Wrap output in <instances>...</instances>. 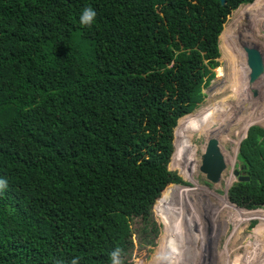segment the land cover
<instances>
[{
  "label": "trees",
  "instance_id": "16d2710c",
  "mask_svg": "<svg viewBox=\"0 0 264 264\" xmlns=\"http://www.w3.org/2000/svg\"><path fill=\"white\" fill-rule=\"evenodd\" d=\"M254 1L0 0V264H111L116 248L124 264L148 222L154 247L199 231L197 218L186 222L196 186L181 117L221 69L231 12ZM86 7L96 12L89 26ZM224 42L226 68L239 50ZM177 121L173 170L191 188L167 171ZM237 160L249 181L231 186L229 202L264 209L263 129L249 128Z\"/></svg>",
  "mask_w": 264,
  "mask_h": 264
},
{
  "label": "rangeland",
  "instance_id": "374dc122",
  "mask_svg": "<svg viewBox=\"0 0 264 264\" xmlns=\"http://www.w3.org/2000/svg\"><path fill=\"white\" fill-rule=\"evenodd\" d=\"M248 6L251 5H241L236 11L231 12L230 16L228 17L225 24L226 27L219 39L220 59L218 62L221 69L218 70V68L215 70L214 77L210 81L209 85L202 89L201 93L204 95V100L202 103L190 112V115L187 116L186 121L180 126L183 145L189 150V181H191V183L196 186L192 191L206 192L208 190H212L211 192H213L217 198L224 196V183L220 182V189H213L214 186L212 183L207 181L206 178H201V174L198 172L197 167L199 156L205 153L206 147L210 140L215 141L218 155L224 162V169L221 173V179H219V181L223 179L226 180L230 176L228 180V185L230 186L231 183L236 181L232 175V172L239 168V163L237 162L238 143L243 139L245 135L244 131L247 130L250 125L255 124L254 122H256L257 118H262L264 116V109H260L259 117L257 116L256 111H250V109H248L244 112L245 107H247V105L249 106L250 104L244 102V98L247 97V92L242 93L241 91L237 93L234 101L231 102L232 104L229 103V105H231L230 109L226 112L224 111L225 103L223 100L225 99V101H228L230 100V96L234 95L232 89H227V85L229 82L236 83L237 80H239L241 74V72H239L237 69L230 68L236 61H238L240 66L245 64L244 58L242 59V62L240 59V61L237 60L238 56L241 53L243 54L239 45H237V42L239 41L242 44L258 47L264 52V16L255 17L254 14L248 16L246 15L244 9L239 10L241 7L244 8ZM259 11L264 12L261 11V9H259ZM238 16L240 21L237 25L238 28L235 29V34L237 31L239 38H235L232 49L239 50V53L236 52L237 57L235 58L237 59L232 60V63L229 62L228 66L225 68V59L224 55H222L223 51L221 52L220 50L221 37L226 31L227 27L232 23L233 18H237ZM255 25L262 26V28L255 29ZM227 33L228 32H226V34ZM217 70L222 72L225 71L224 73H226V70L230 71L228 74H225L222 78H220ZM235 78L236 80H233ZM263 82L264 79L260 82L262 86L261 98L263 97L261 107H264ZM226 89L227 92L224 93ZM257 105V101L251 104V106ZM253 116L254 118L252 121H250ZM253 120L255 121L253 122ZM259 124L264 126V123ZM177 127L178 122L173 130V154L175 150V130ZM222 144L225 145L222 147V155H220L218 146ZM225 153L228 154L227 158L223 156ZM172 165L173 160L171 158L167 165V171L176 175L177 178L184 182L187 185L184 188H191V185L184 181V179L178 174L176 170H173L175 167ZM199 200L200 199L190 200L189 197H187V202L191 203L192 210H194V212L190 215L195 217L186 221L188 226H191L193 219L197 218V222L201 223L202 225L200 226L199 231L196 232L192 230L189 233V236L186 233H183V236H187L186 241L172 245L171 248L166 247L164 245L165 243L160 245L159 241H161V238L158 236V244L156 243V246L154 247L153 241L155 239V234L150 233V228H154L152 227L151 223L148 222L150 228L147 229L146 236H144L143 239L134 238L135 236L131 237V250L127 257L123 259L126 260L124 264H157L155 257L158 252H163L167 256L166 260L160 261L158 264H169L172 261V255L176 250L181 248L182 244L185 245H182L184 259H182L180 262L181 264H264V209L247 211L236 206L237 209L246 212L240 217H236L235 215H239L243 212L238 211V213H231L230 209H227L226 206L223 208L222 212L215 211L208 205L199 202ZM155 205L156 204H154V206L151 208L149 217L151 221H157L159 224H161L160 216L155 211ZM233 206L235 208V205ZM168 213L165 217V223L167 216L169 215ZM174 214L179 213L174 212ZM173 220L175 225L168 228V232L171 234L174 233V228L182 223L180 215H176ZM142 223L143 222H141V227ZM165 223L163 232L164 234ZM197 233L200 238L198 242H195ZM134 234L135 233H132V235ZM165 239L166 234L164 240Z\"/></svg>",
  "mask_w": 264,
  "mask_h": 264
},
{
  "label": "water",
  "instance_id": "95a60500",
  "mask_svg": "<svg viewBox=\"0 0 264 264\" xmlns=\"http://www.w3.org/2000/svg\"><path fill=\"white\" fill-rule=\"evenodd\" d=\"M219 3L221 6H223L225 4V0H219ZM220 36L218 40L220 39ZM237 45H239L240 49L243 52L245 68H246L245 91L247 92V102L248 104H250L248 106L246 103V105L248 106L250 111H256L257 116L259 117L260 109H264V107H261V102H263V97L261 98L262 93H261V84H260V82L264 79V52L258 47L242 44L239 41L237 42ZM255 101H257L258 105L251 106V104H253V102ZM253 118L254 116L251 118L250 121H252ZM254 121L255 120H253V122ZM254 125L256 124H252L250 125V127ZM247 132L248 131H246L245 137L247 136ZM240 145L241 142L238 144V152L240 149ZM223 169H224V162L222 158L218 155V150L215 141L210 140L206 148L205 154L202 158L200 171L205 175L207 181H209L212 184H215L218 183V180L221 176V173L223 172ZM243 170H245L244 167H240L238 170H234L232 172V175L236 180L235 182L245 183L249 181V179L245 177L243 173H241V171ZM232 184L228 187V189L232 186ZM172 186H180V185H172Z\"/></svg>",
  "mask_w": 264,
  "mask_h": 264
},
{
  "label": "bare ground",
  "instance_id": "6f19581e",
  "mask_svg": "<svg viewBox=\"0 0 264 264\" xmlns=\"http://www.w3.org/2000/svg\"><path fill=\"white\" fill-rule=\"evenodd\" d=\"M264 1V0H263ZM249 7V6H248ZM242 9H244V11H245V13H246V15H248V16H251V14H255V8L253 7V6H250L249 8H248V10H247V7H244V8H240L239 10H242ZM238 10V11H239ZM245 15V16H246ZM234 16H235V14H234ZM233 20H234V18H233ZM251 20V19H250ZM247 22V21H246ZM238 23H239V21H236L235 23H233V21H232V23L227 27V29H226V32H228L223 38H222V40H221V45H220V50H221V52L223 51V48L226 46L225 45V42H223V39H225L226 37H233L234 39L235 38H239L238 37V34H237V31H236V34H235V29L236 28H238ZM230 30H231V32H230ZM232 32H234V33H232ZM222 34V33H221ZM235 34V35H234ZM234 35V36H233ZM237 35V36H236ZM222 42H223V45H222ZM222 55H224L223 54V52H222ZM235 57H237V56H235ZM244 58V56H243V54L241 53L239 56H238V59L237 58H233L232 60H241V62H242V59ZM232 60L230 61V63H232ZM239 60V61H240ZM225 63V62H224ZM245 63V62H244ZM230 69H237L239 72H241V74H240V77H239V80H237V82L236 83H232V82H229L228 83V85H227V89H229V90H233V93H234V95H231L230 96V100H228V101H225V99L223 100V102L225 103V105H224V111L226 112L227 110H229L230 109V106L231 105H229V103L230 104H232L231 102L232 101H234V98H235V96L237 95V93L239 92V91H241L242 93L244 92H246L245 91V78H246V68H245V64L244 65H242V66H240L239 64H238V61H236L232 66H231V68ZM218 70H220V69H218ZM217 70V71H218ZM229 71L230 70H226V73H224V72H222V71H218V75H219V77L220 78H222L225 74H228L229 73ZM228 77V76H227ZM233 80H236V78L235 79H233ZM264 83V82H263ZM262 87V86H261ZM237 88V89H236ZM227 89L224 91V93H226L227 92ZM261 90H262V88H261ZM220 92V91H219ZM229 94V93H228ZM227 97H229V96H227ZM226 97V98H227ZM225 98V97H224ZM244 102H247V97H245L244 98ZM248 103V102H247ZM249 108H248V106L247 107H245V109H244V112L245 111H247ZM186 121V120H185ZM184 121V122H185ZM246 132V130L244 131V133ZM224 145L225 144H222V145H220V146H218L219 147V153H220V155H222V147H224ZM204 154H202V155H200L199 156V159H198V164H197V167H198V172L201 174V178H205V176L201 173V171H200V165H201V159H200V157L202 158V156H203ZM225 158H227V156H228V154L227 153H225L224 155H223ZM231 172V171H230ZM229 174V173H228ZM229 178H230V176H229ZM229 178L228 179H226V180H218V183H215V184H213V189H220V182H223L224 183V187H225V193L227 192V189H228V187H229V185H228V180H229ZM230 183V182H229ZM223 189V188H222ZM212 190H208V191H206V192H202V191H189L188 192V197H189V199L190 200H197V199H200L199 200V202H201V203H203V204H205V205H208L209 207H211L213 210H215V211H219V212H222L223 211V208L226 206L227 207V209H230V211H231V207H229V203H228V200L226 199V194L224 193V196L223 197H219V198H217L214 194H213V192H211ZM172 212V211H171ZM190 212H192L191 210H190ZM240 212H243V211H240ZM231 213H232V211H231ZM182 216H185L186 217V215H184V214H181ZM237 217V216H236ZM238 217H240V216H238ZM188 220H190V217L188 218V217H186ZM194 221V220H193ZM194 222H196V221H194ZM196 223H198V222H196ZM163 232H164V224H163ZM164 234V233H163ZM163 241V240H162ZM162 241H160V243L162 242ZM182 245H185V244H182ZM182 245H181V248L180 249H178V250H176L175 252H174V254L172 255V261L169 263V264H179L181 261H182V259H184V254H183V250H182ZM194 246V245H193ZM158 248V247H157ZM198 249V248H197ZM190 250V249H189ZM189 250H187V251H189ZM188 253V252H187ZM192 253V252H191ZM197 259V258H196ZM191 260V259H190ZM181 264V263H180Z\"/></svg>",
  "mask_w": 264,
  "mask_h": 264
},
{
  "label": "clouds",
  "instance_id": "9594fccd",
  "mask_svg": "<svg viewBox=\"0 0 264 264\" xmlns=\"http://www.w3.org/2000/svg\"><path fill=\"white\" fill-rule=\"evenodd\" d=\"M254 3V2H253ZM252 3V4H253ZM252 4H248V5H252ZM239 6H241V5H239ZM238 6V7H239ZM238 9V8H237ZM236 9V10H237ZM236 10H234V11H236ZM95 18H96V12H95V10L93 9V8H91V7H86V8H84L83 10H82V12H81V15H80V23L82 24V25H84V26H89V25H91L92 23H93V21L95 20ZM224 29V28H223ZM219 50V49H218ZM219 54H220V52H219ZM220 59V58H219ZM213 72H214V70H213ZM188 115H190V113L189 114H187V115H184L183 117H181V118H184V117H187ZM181 118H179L178 119V121L181 119ZM259 119H260V121H259ZM177 121V122H178ZM259 123H264V116L261 118H257L256 119V122H255V124L256 125H254V126H257V127H259V128H261V129H263L264 130V126H261ZM177 124V123H176ZM248 127V126H247ZM252 127V126H251ZM249 128H250V126L247 128V130L246 131H248L249 130ZM247 134H248V132H247ZM245 135H246V132H245ZM245 135H244V137H243V139L240 141L241 143H242V141L243 140H245L246 139V137H245ZM239 142V143H240ZM238 143V144H239ZM208 146V145H207ZM173 148H174V146H173ZM207 148V147H206ZM206 151V150H205ZM238 148H237V156H238ZM173 154V153H172ZM205 154V153H204ZM204 156V155H203ZM203 156H202V158H203ZM171 158H172V156H171ZM202 158H201V160H202ZM237 162H239L238 160H237ZM201 164H202V162H201ZM201 166V165H200ZM239 169V168H238ZM237 169V170H238ZM241 173H243L244 174V172L243 171H241ZM219 179H221V178H219ZM236 183V182H235ZM232 184V183H231ZM230 184V185H231ZM234 184V183H233ZM232 184V185H233ZM174 185V184H173ZM172 186V185H171ZM180 186H182V185H180ZM7 187V181L6 180H4V179H0V190H3L4 188H6ZM184 187H186V186H184ZM231 188V187H230ZM229 188V189H230ZM229 189H227V190H229ZM227 193H228V191L225 193L226 194V199L228 200V197H227ZM157 202V201H156ZM155 202V203H156ZM228 202H229V200H228ZM229 204H231V205H233L232 203H230L229 202ZM154 206V205H153ZM152 206V207H153ZM110 260H111V264H122V261H121V259H120V257H121V255H122V249H120V248H116V249H114L110 254ZM155 259H156V261L157 262H160V261H163V260H166L167 259V256L163 253V252H158L157 254H156V257H155ZM71 264H79V260L78 259H76V258H74L72 261H71Z\"/></svg>",
  "mask_w": 264,
  "mask_h": 264
},
{
  "label": "flooded vegetation",
  "instance_id": "af4514ba",
  "mask_svg": "<svg viewBox=\"0 0 264 264\" xmlns=\"http://www.w3.org/2000/svg\"><path fill=\"white\" fill-rule=\"evenodd\" d=\"M263 3H264V1H263ZM251 6H253V5H251ZM249 7H250V6H249ZM249 7H247V10H248ZM253 7L255 8V14H254L255 17H261V16H262V15H261L262 12H260L259 9H257V7H255V6H253ZM261 11H264V9H261ZM255 26H256L255 29H257V28H259V29L262 28V26H259V25H255ZM261 50H262V49H261ZM262 51H263V50H262ZM238 163H239V168H240V167H243V166L241 165L240 162H238Z\"/></svg>",
  "mask_w": 264,
  "mask_h": 264
}]
</instances>
